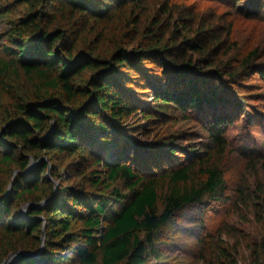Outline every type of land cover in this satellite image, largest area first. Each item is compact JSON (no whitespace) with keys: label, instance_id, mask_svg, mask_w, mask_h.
I'll return each mask as SVG.
<instances>
[{"label":"trees","instance_id":"1","mask_svg":"<svg viewBox=\"0 0 264 264\" xmlns=\"http://www.w3.org/2000/svg\"><path fill=\"white\" fill-rule=\"evenodd\" d=\"M214 20L189 0H0V264L42 246L13 264H152L179 212L223 195L228 107L242 104L224 81L256 53L243 69L221 60L235 47ZM203 113L201 152H146L129 124ZM257 199L262 223L264 184ZM251 250L264 264V233Z\"/></svg>","mask_w":264,"mask_h":264},{"label":"rangeland","instance_id":"2","mask_svg":"<svg viewBox=\"0 0 264 264\" xmlns=\"http://www.w3.org/2000/svg\"><path fill=\"white\" fill-rule=\"evenodd\" d=\"M189 4L206 20L215 18V24L231 25L229 40L235 48L221 60L242 68L241 62L255 52L250 61L255 68L242 71L235 80L224 81L232 97L242 102L228 107L233 122L226 131V154L219 159L226 191L215 201L179 212L166 227L158 246L160 255L151 263L218 264L221 246L231 251L236 264H252L251 247L262 240L264 233V222H259L254 207L264 184V78L254 73L264 69V0H189ZM206 115L209 113L168 125H149L133 117L129 124L146 152L157 150L169 139L201 152L210 144ZM177 157L183 159L184 154Z\"/></svg>","mask_w":264,"mask_h":264},{"label":"water","instance_id":"3","mask_svg":"<svg viewBox=\"0 0 264 264\" xmlns=\"http://www.w3.org/2000/svg\"><path fill=\"white\" fill-rule=\"evenodd\" d=\"M56 190L58 191V185L56 186ZM42 250H43V246L37 252L33 254H27L25 252L13 253L3 264H13L15 261H17L19 257L24 256V255L39 256L42 253Z\"/></svg>","mask_w":264,"mask_h":264}]
</instances>
